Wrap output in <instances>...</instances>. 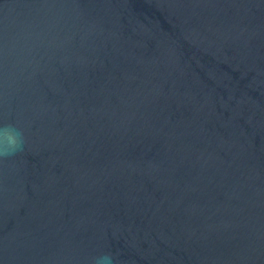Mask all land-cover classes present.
<instances>
[{
  "label": "water",
  "instance_id": "1",
  "mask_svg": "<svg viewBox=\"0 0 264 264\" xmlns=\"http://www.w3.org/2000/svg\"><path fill=\"white\" fill-rule=\"evenodd\" d=\"M0 264H264V0H0Z\"/></svg>",
  "mask_w": 264,
  "mask_h": 264
},
{
  "label": "clouds",
  "instance_id": "2",
  "mask_svg": "<svg viewBox=\"0 0 264 264\" xmlns=\"http://www.w3.org/2000/svg\"><path fill=\"white\" fill-rule=\"evenodd\" d=\"M25 138L22 130L13 123L0 124V159L15 156L23 151ZM93 264H114L111 254H102Z\"/></svg>",
  "mask_w": 264,
  "mask_h": 264
}]
</instances>
